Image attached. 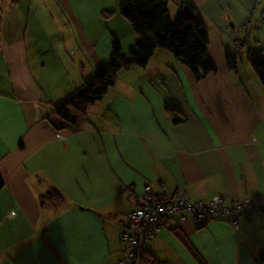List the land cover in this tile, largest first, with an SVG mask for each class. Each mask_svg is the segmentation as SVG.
I'll return each mask as SVG.
<instances>
[{"label":"crops","instance_id":"1","mask_svg":"<svg viewBox=\"0 0 264 264\" xmlns=\"http://www.w3.org/2000/svg\"><path fill=\"white\" fill-rule=\"evenodd\" d=\"M19 1L0 7V264H118V220L162 186L229 202L264 192V90L226 61L242 49L235 39L264 54L254 0H163L170 18L197 9L217 71L196 80L156 49L144 67L118 71L82 129L59 132L46 118L109 62L113 42L128 52L137 35L119 12L126 0ZM230 25L246 30L234 37ZM52 188L63 202L41 206ZM137 251L159 264H264V211L237 230L174 216Z\"/></svg>","mask_w":264,"mask_h":264},{"label":"trees","instance_id":"2","mask_svg":"<svg viewBox=\"0 0 264 264\" xmlns=\"http://www.w3.org/2000/svg\"><path fill=\"white\" fill-rule=\"evenodd\" d=\"M119 12L136 33V43L128 52H124L117 42H113L109 62L99 69L87 84L77 87L74 95L56 106L46 118L56 131L82 129L88 122L90 104L100 101L115 84L118 71L133 66L144 67L156 49L169 51L179 63L191 71L196 80L217 71L208 54L207 29L204 22L198 18L194 6L182 5L174 21L171 20L167 3L163 0H126ZM239 42L241 48H247L245 59L264 90L262 53L251 49L247 41ZM237 56L236 52L226 54L227 64L234 73L238 72ZM165 113L173 123L184 120L183 114L173 106L167 105ZM2 187L3 179L0 175V189ZM47 201L61 203L63 198L52 188L41 197L40 205L43 206ZM204 224L196 222L198 228ZM136 259L138 264H159L155 255L146 251H137Z\"/></svg>","mask_w":264,"mask_h":264},{"label":"built area","instance_id":"3","mask_svg":"<svg viewBox=\"0 0 264 264\" xmlns=\"http://www.w3.org/2000/svg\"><path fill=\"white\" fill-rule=\"evenodd\" d=\"M242 30H246V25L233 27L230 32L235 37ZM234 44L237 48L239 40L235 39ZM58 136L61 137L60 134ZM254 210L264 211V192L229 202L224 194L213 195L207 200L191 199L184 191L169 192L162 186L159 193L143 197L133 210L118 220L119 237L126 245L118 264H138L136 254L139 244L155 237L161 226L174 216L184 219L190 215L198 223L224 220L237 230L239 219Z\"/></svg>","mask_w":264,"mask_h":264},{"label":"rangeland","instance_id":"4","mask_svg":"<svg viewBox=\"0 0 264 264\" xmlns=\"http://www.w3.org/2000/svg\"><path fill=\"white\" fill-rule=\"evenodd\" d=\"M43 1H46V0H42V2ZM259 1L258 2H255L254 1L255 6L259 8V13H258V15H257L256 18H257V20L260 19V22L262 24H264V0H259ZM25 2H26V0H20L18 4L19 5H22ZM201 2H202V0H195L194 1V3L198 4V6H199V4ZM10 3H15V2L10 1ZM37 3H38V0H37ZM2 4H3V2H0V7L2 6ZM173 5H174V3L171 4L170 6L172 7ZM256 7H255V9H256ZM196 11H197V9H196ZM174 19L175 18L173 16L171 18V20L174 21ZM255 20L252 21L253 24L256 23ZM247 23H248V21H247ZM258 28L261 29V32L259 34H262V32L264 31V29H262L260 26ZM253 29H254V32L251 35L250 42L252 44H255L254 42H255V35H256L257 30H255V28H253ZM244 33L246 34L247 32H244ZM244 35H241V38L242 39L244 38ZM239 44H240V42H239ZM246 51H247V48H245V47H243L242 49L239 50V55L237 56V57H239L238 63H237L238 64L237 65L238 76H236V77L238 79L241 78L242 82L245 83V85L247 86V88L249 90L253 91L255 89V86H254L255 84L257 86H259L260 88H262V85H261L260 81L258 80V78L256 77L255 73L253 72L251 66L245 61V57H243V55L245 54ZM263 57H264V54H263ZM121 243H122V245H123V247L125 249L126 245L122 241H121Z\"/></svg>","mask_w":264,"mask_h":264}]
</instances>
